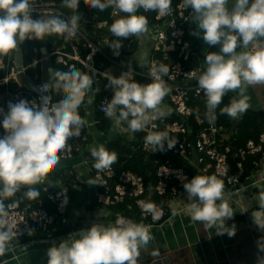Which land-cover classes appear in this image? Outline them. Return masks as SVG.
I'll return each mask as SVG.
<instances>
[{
	"label": "clouds",
	"instance_id": "clouds-1",
	"mask_svg": "<svg viewBox=\"0 0 264 264\" xmlns=\"http://www.w3.org/2000/svg\"><path fill=\"white\" fill-rule=\"evenodd\" d=\"M34 0H0V56L7 55L25 39L43 40L46 35H63L71 39L76 35L79 16L73 14L65 19L58 15L34 18ZM64 5L76 10L79 0H63ZM172 0H88V4L103 11L114 7L118 15L109 25L114 37L127 38L148 30L147 17L138 14V9L155 11L165 16L171 11ZM184 7L192 10L199 35L208 45H218L219 51H209L204 56L206 65L197 75L198 91L206 97V117L210 122L216 119L215 110L222 97L229 90L239 89L237 97L220 108V112L232 118L242 115L249 107L244 86L264 84V0H183ZM243 51L237 52V45ZM113 55H119L121 40L108 44ZM94 52V51H93ZM91 59V54L88 55ZM93 70V74H94ZM167 65L160 64L150 70L151 81L139 83L130 71L118 76L102 72L111 87V98L105 101L103 111L114 118L117 125L126 123L128 130L144 131V145L149 151L171 149L177 142L163 131H156L155 120L166 113L159 107L168 92V86L161 78L167 74ZM55 87L63 94L54 103L42 98L40 104L23 99L9 103L7 113L0 120V257L8 251L9 241L16 237L14 223H9V210L17 201H8L22 186L40 183L45 173L56 165L67 151L69 137L80 136L85 121L79 114V107L93 84L92 76L74 66L64 70L49 69ZM48 84L43 85L47 91ZM94 158L93 167L107 169L117 160V153L103 144L90 149ZM93 184L91 182H88ZM188 203L183 211L193 221L215 226L218 235L235 234V225H226L225 220L233 216V208L225 197V184L216 174L193 175L183 181ZM25 195L34 200L39 191L27 187ZM67 203V196L63 198ZM142 210L150 213L153 220L163 215V210L153 203H144ZM247 210V209H246ZM175 214V211H173ZM252 222L259 230L264 229V192L258 196V204L250 213ZM262 233V232H261ZM149 226L118 216L107 225L91 223L79 232L69 234L58 244L47 249V264H137L139 249L148 244ZM257 247L261 253L256 264H264V235L258 238ZM0 264H4L0 260Z\"/></svg>",
	"mask_w": 264,
	"mask_h": 264
},
{
	"label": "built area",
	"instance_id": "built-area-1",
	"mask_svg": "<svg viewBox=\"0 0 264 264\" xmlns=\"http://www.w3.org/2000/svg\"><path fill=\"white\" fill-rule=\"evenodd\" d=\"M170 7V13L165 16H158L155 11L151 10L142 11V14L152 15V19L150 15L151 24L147 28L148 34L153 40V46L150 55L144 60L145 73L137 74L126 67L124 62L113 64V66L130 71L132 75L136 74L149 82L151 81L150 70L153 67L164 64L169 68V72L161 77L168 86V92L159 105L166 115L153 123L156 124L154 130L166 132L168 137L177 143L170 149V155L159 150L148 151L143 139L146 133L141 131L142 140L138 144L132 143L128 147L130 154L139 152L144 160L152 161L155 167L154 186L148 191L143 178L132 171L116 172L112 165L107 169L97 170L93 167L94 161L92 164L84 163V167L96 186L94 196L96 205L109 208L125 204L127 211H131L135 207L149 229L160 227L175 218L181 220L180 217L185 213L183 211L185 205L179 201L184 192L183 181L190 179L193 175L216 174L224 181L225 200H231V198L234 200L242 189L248 186L257 188L260 183L264 182V133L259 135L256 142L248 140L243 146L233 147L229 142L230 133L228 130L215 123L206 125L203 116L199 113L195 101L205 95L203 90L198 91L196 79L190 73L196 72L198 75L206 65L204 57L199 55L192 43L193 34L189 28L192 23V10L190 7H184L183 0H172ZM48 8V5L44 4L42 0H34L32 15L38 14L44 17ZM107 8L113 19L123 14L112 6ZM33 39L27 40L32 41ZM84 39L87 42L86 48L91 54L90 60H92L93 56L99 53V47L93 43L92 38ZM17 49L18 47L8 53L7 61L8 64L12 63V67L9 76L1 80L0 85H5L8 78L18 76V73L24 71L19 60H10V56ZM51 55L55 56L56 63L65 67L74 66L67 62V59H70L85 66L86 69L92 68L91 64L88 65V61H83L75 51L73 55L62 54L58 51ZM94 73L101 75L97 70ZM44 74L40 82L29 89L32 93L22 90H17L14 93L8 91L0 93V120L7 113L8 104L21 99L27 101L29 106L33 103H42V98L46 97L49 103L56 102L50 77H45ZM46 83L48 89L44 91L43 85ZM105 101L107 98H101L96 104L97 111L101 114H104ZM83 108L84 104H81L78 111H82ZM82 130H86L85 126L81 129L80 136L69 137L68 140L82 139ZM114 132L115 137L123 136L128 140L134 139L130 130L117 125L116 122ZM4 134L3 130L0 136ZM68 145L67 151L59 161H70L74 158V146L72 143H68ZM247 165L249 168L246 167ZM43 192L46 200L54 206L53 214L48 213L40 206L32 207L31 204L20 206L17 200H15L18 202L17 206L9 210V223L15 224L13 231L17 233L16 237L9 241V251L13 252L20 240L31 237L34 232L49 237L56 224L64 225L66 223L65 214L70 199L69 192L66 190L55 191L47 187L43 188ZM65 195L67 203L62 202ZM154 197H157L156 201H154ZM10 201L12 200L5 201V203ZM144 203H153L157 208L163 210V215L158 220H153L150 213L142 210ZM118 216L121 214L114 215V221Z\"/></svg>",
	"mask_w": 264,
	"mask_h": 264
},
{
	"label": "trees",
	"instance_id": "trees-1",
	"mask_svg": "<svg viewBox=\"0 0 264 264\" xmlns=\"http://www.w3.org/2000/svg\"><path fill=\"white\" fill-rule=\"evenodd\" d=\"M44 4L48 5V10L45 12L46 17L50 15H58L62 18H69L73 12L79 16L78 27L76 30V35L71 39H65L63 35L51 34L46 35L43 40L33 39L29 41L25 39L22 43L18 45L17 51L10 56V60H14V57L19 56V62L22 68H24L23 72L18 73V76H14L13 78H8V82L5 85H0V93H4L8 91L10 93H14L17 90L29 91V89L33 87V85L40 82L41 77L44 74V69L42 66L41 58L44 55H47V63H49V67H46V72L49 69L52 70H64L67 67L62 66L61 64L56 63L55 56L51 55L53 52H60L62 54L73 55L74 51L77 55L81 57L83 61H88V65L91 64L92 68L97 70L99 73L109 71L110 68H116L113 64H119L121 62H127V67L137 74H144L146 71V65L142 63V61L133 60L131 57L137 50V41L132 38H119L114 37L113 34L109 31V25L114 20L110 17V12L108 8H105L103 11L99 9L92 8L88 4V0H79V4L76 10H72L67 8L63 0H42ZM138 14H142L143 9H138ZM147 17L148 25L151 24L150 15L142 14ZM34 18H43L41 15L33 14ZM100 24H105L101 25ZM93 34L92 40L94 41V37H102L107 38V42L99 44V53L95 54L92 60H88L89 50L86 48L87 42L84 38V32ZM84 37V38H83ZM115 39L121 40V47L119 49V55H113V50L109 48L108 44L112 43ZM8 54L0 56V81L4 80L9 76L10 69L12 67V63L8 64ZM69 64H73L74 67L80 69L81 71H86L85 66L67 59ZM8 64V65H7ZM9 66V67H8ZM48 69V70H47ZM49 73V72H48ZM50 76V75H49ZM96 80L99 85H101V91L95 95L93 105L97 104L101 98L110 99L112 92L109 87H106L107 79L102 77L99 74H96ZM133 78L139 83H149L148 80L133 75ZM51 84L54 87L55 98L54 100H58L59 97L63 94L62 89H57L55 87L54 79L51 78ZM34 95V94H33ZM235 98L233 93L229 90L222 97L221 104L217 106L215 113L216 119L214 122H210L206 117V98L201 96L197 101H195V105L198 107L199 113L203 116L206 125L211 123H215L219 126H222L228 130L230 133V144L233 147H240L245 145L248 140L256 142L259 135L264 133V110H252L247 109L242 115L237 116L236 118H232L227 114L221 113L220 108L226 106L230 103V101ZM92 115L95 123V131L96 134L100 135L103 133L104 135L109 136L113 124L112 121L114 118H109L105 114H101L97 111L95 105L92 107ZM81 111L79 112V114ZM82 116V113L80 114ZM123 127L127 128L126 123H121ZM128 129V128H127ZM3 129H0V133ZM83 138L77 141L68 140L67 143H72L74 146V157L80 156L83 162H93L94 158L90 154V148L87 149L86 141H89V136L87 135L85 130H82ZM134 139L128 140L123 136L114 137V139H109V141L104 144V146L110 150L115 151L117 153V160L112 164V167L116 172L121 171H132L138 176L142 177L147 190H151V187L155 184L154 171L155 167L152 164V161L147 159L144 160L143 156L139 153L129 152V145L131 143L138 144L140 140H142V132L137 131L135 133L132 132ZM125 146L127 148H125ZM83 152V153H81ZM164 154H171L170 149L162 151ZM249 168V165L246 166ZM56 173V177L61 178V186L54 188V190H66L70 192L71 186L74 183V176L72 175V171L66 167L59 169ZM40 186L34 187L39 191V195L34 200H30L25 195L24 186H22L21 190H19L13 197L9 198V200H17L20 206H24L27 202L31 204L32 207L40 206L46 209L49 213H54V206L51 205L45 198V193L43 192L42 183H38ZM157 200V197H154V201ZM128 202H126L127 204ZM129 204V203H128ZM96 204L91 201L87 209L91 211ZM109 215L102 218H93L92 223L98 224H110L114 223V215L121 214V216L131 219L135 222L145 223L139 216V212L137 208L133 207L131 211H127L125 204H120L114 207L108 208ZM72 231H75L74 227L67 226L63 227L59 230V234H68Z\"/></svg>",
	"mask_w": 264,
	"mask_h": 264
},
{
	"label": "crops",
	"instance_id": "crops-1",
	"mask_svg": "<svg viewBox=\"0 0 264 264\" xmlns=\"http://www.w3.org/2000/svg\"><path fill=\"white\" fill-rule=\"evenodd\" d=\"M189 28L192 34L200 31L196 28L193 20ZM104 40L105 42L108 41L107 38ZM192 43L199 55L203 57L209 51H219L218 45L206 44L199 35L193 34ZM243 50L245 49L238 44L236 51ZM47 57V55H44L41 58L43 69L50 68ZM43 72L45 77H50L48 76L50 73L47 72L46 74V69ZM85 72H88L93 79V84L82 102L84 108L81 111V117L85 121V131L89 136V141H86V147L89 149L100 144H106L110 138L114 139L115 120L112 121L113 128L109 136L103 133L96 134L92 107L94 105L96 107V104L93 105V101L95 95L101 91V85L96 83V76L95 73L93 74L92 68L89 67ZM108 72L113 76L117 74L113 68H110ZM230 91L237 97L239 89ZM244 94L248 96L249 109L258 106L259 110H264V84L246 85L244 86ZM119 125L123 126L122 124ZM125 148L127 147L125 146ZM81 155L75 156L70 161H59L48 169L40 181L43 185L42 189L47 187L54 190V188L61 186V178L56 177L58 175L56 172L59 169L66 167L73 172L74 183L69 192L70 199L65 214L66 223L64 225L56 224L52 228V234L49 237L34 232L31 237L20 240L13 252L8 250L3 257H0L4 264H47V249L50 246L58 244L62 239L67 238L69 234L77 233L82 228L87 227L92 223L93 218H102L109 215L108 208L99 205H96L91 211L87 209L91 201L96 204L94 198L96 186L84 167L86 162L82 161ZM87 163L92 164V162ZM37 186L40 185L24 186V188ZM261 192H264V182L260 183L257 188L248 186L242 189L239 196L234 200L233 198L231 200L227 199L234 212L231 218L225 220V224H234L236 228L235 234L231 237L226 233L218 235L215 231L220 229L215 226H207L204 222L193 221L186 213L180 217L181 220L175 218L160 227L151 228L148 244L139 249L137 264H142L148 259L157 258H168V260H171V264H256L258 257L261 255L257 247V241L261 235H264V229H258L252 222L250 213L252 209L257 207L258 196ZM179 199L184 205L188 203L185 191ZM28 204L30 203L27 202L24 206ZM67 226L74 227L75 231L68 234H59V230Z\"/></svg>",
	"mask_w": 264,
	"mask_h": 264
},
{
	"label": "rangeland",
	"instance_id": "rangeland-1",
	"mask_svg": "<svg viewBox=\"0 0 264 264\" xmlns=\"http://www.w3.org/2000/svg\"><path fill=\"white\" fill-rule=\"evenodd\" d=\"M44 17H46V14H44ZM148 33H149V31L147 30L146 32L138 33L136 35H130L129 36L130 38H133L134 40H136L138 42V50L133 55V57H132L133 60L144 61L145 59H147L148 55H150V52H151V49H152V46H153V40L151 39V36ZM84 35L88 39L89 38H93V36H92L93 34L84 32ZM104 41H105L104 38L98 36V37H94L93 43L96 46L99 47V44L101 45L102 43H104ZM14 60H17L18 61L19 60V56L16 55L14 57ZM124 63H125V66L127 67V62H124ZM0 64H1V61H0ZM113 69H114V71L117 72V74H115V76L120 75L121 72L124 71L121 67H119V68H113ZM252 109L255 110V111H258L259 110V107L256 106L255 108H252ZM91 148L92 147H90V149Z\"/></svg>",
	"mask_w": 264,
	"mask_h": 264
},
{
	"label": "water",
	"instance_id": "water-1",
	"mask_svg": "<svg viewBox=\"0 0 264 264\" xmlns=\"http://www.w3.org/2000/svg\"><path fill=\"white\" fill-rule=\"evenodd\" d=\"M264 39V38H262ZM171 260H168V258H157V259H153V260H147L146 262L144 261V263L142 264H171L170 263Z\"/></svg>",
	"mask_w": 264,
	"mask_h": 264
}]
</instances>
